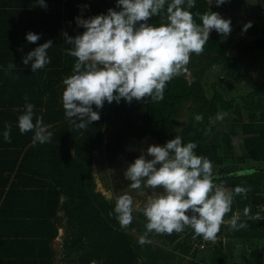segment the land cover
<instances>
[{"label":"trees","instance_id":"1","mask_svg":"<svg viewBox=\"0 0 264 264\" xmlns=\"http://www.w3.org/2000/svg\"><path fill=\"white\" fill-rule=\"evenodd\" d=\"M45 4L46 7H42L37 0H0V199L5 187L9 186L0 209L7 208L6 204L12 197L42 203L46 201L51 216H55L56 209L62 208L66 217L64 246L78 251L76 261L80 264H136L139 260L142 264H172L166 259L170 254L174 257V254L150 243H140L129 230L121 228L114 213L115 204L104 199L99 192H93L90 162L93 150L102 142L105 130H110L115 140L114 151L120 150L119 125L128 107L135 106L142 111V115L139 116V123L133 121L129 126V135L141 137L149 133L162 144L180 136L184 143H196L194 151L199 155L215 135L217 114L232 111L237 103H241L240 107L245 113L259 110L257 98L264 97V83L246 94L230 98L226 96L224 88H217L215 81L208 96L202 76L208 67L215 61L220 63L221 59L200 54L201 65L197 67L195 60H191L188 66L190 70L194 68L192 81L180 76L168 82L174 94L167 92L159 101L148 98V103L144 102L145 99H133L131 103L124 99L111 104L105 101L102 109L93 106L94 110L99 111L100 119L92 122L87 129H79L65 117L62 104L63 81L72 74L75 63V58L66 54V49L72 45L65 42L63 33L69 36L83 33L85 29L76 23V18L81 17V8L89 10L88 19L106 15L110 8L119 10L117 0H45ZM212 4L209 5V0H195V7L191 11L197 23L201 21L195 13L203 14L208 9L215 11L217 8ZM148 23L160 24L157 20ZM28 32L39 34L40 39L36 43L28 42ZM48 40L52 41V47L48 49L50 63L32 72L31 62L24 65L23 58ZM209 40L213 44L210 50L224 52L225 45L219 37L211 35ZM237 49L242 53V69L243 56L264 49V32L253 40L238 42ZM194 55L193 59L196 58ZM10 63L15 67L9 69ZM236 63L234 61V68L237 67ZM25 97L28 103L34 105V122L35 117L39 116L46 125H50L49 130L53 133L50 142L33 146L34 133L21 134L19 131L18 116L24 111ZM183 100L190 101L194 114H190L189 120L180 121L179 110ZM168 112H171L170 116L164 114ZM198 114L203 116L202 122L195 120ZM7 124L12 126L10 143L3 138ZM181 125L184 127L178 131L177 127ZM240 179H246V182L241 183ZM261 179L264 181V172L261 171L235 177L236 186H250L251 190L246 198L234 196L232 211L225 218H231L236 209H245L253 204L264 207V186H258ZM221 181L219 178L216 182ZM19 186L37 189L20 190ZM61 195L64 200L60 204ZM45 212H40L41 217ZM258 212L260 220L241 217V221L248 224L246 229L230 228L224 234L226 241L218 239L209 263L195 259L197 248L191 246L189 241L178 242L175 248L182 257L183 254H191L192 258L187 264H226V259L229 263L228 258L232 262L233 244L241 240L242 246L247 237H264V210ZM138 213L139 218L144 217ZM191 235H194L193 231Z\"/></svg>","mask_w":264,"mask_h":264},{"label":"clouds","instance_id":"2","mask_svg":"<svg viewBox=\"0 0 264 264\" xmlns=\"http://www.w3.org/2000/svg\"><path fill=\"white\" fill-rule=\"evenodd\" d=\"M226 0H215L221 6ZM46 7L45 0H37ZM213 0H209V5ZM195 0H117V8L108 9L107 14L84 19L76 18L82 34L69 36L63 33L65 42L72 45L66 54L75 58L73 72L63 81L62 104L65 117L79 129L100 119L99 111L105 101L111 104L121 99L131 103L133 99L153 101L163 99L167 83L187 70L192 54L200 55L209 40L212 30L222 36L231 33V20L208 9L197 12V23L191 11ZM166 12V19L159 25L148 23L151 16ZM252 26L249 21L244 31ZM26 39L36 43L40 35L28 32ZM48 40L30 51L23 64L31 62L32 72L50 63ZM9 64L8 68H14ZM18 116L21 134L33 132L32 144L51 141L50 125L36 116L34 105L27 102ZM216 120L223 117L217 114ZM195 120L203 121L202 115ZM11 124L3 131V138L11 142ZM194 142L184 143L180 136L168 140L164 145H150L146 159L141 153L124 171L131 183L128 191L117 195L114 213L121 226L127 228L133 213L140 212L146 218L145 232L140 243H150L149 234H172L182 232L185 227L193 230V238L202 237L215 242L225 216L232 211L234 196H244L250 186H235L229 189L213 172V163L198 155ZM162 189V191H161ZM147 190H153L151 194ZM135 192V196L132 192ZM136 197H144L142 201ZM112 213H110L111 215ZM244 216L260 220L259 214L252 215L245 207ZM232 230L246 229L247 222L241 221L240 213H234L227 221Z\"/></svg>","mask_w":264,"mask_h":264},{"label":"crops","instance_id":"3","mask_svg":"<svg viewBox=\"0 0 264 264\" xmlns=\"http://www.w3.org/2000/svg\"><path fill=\"white\" fill-rule=\"evenodd\" d=\"M244 60L245 56L242 57L243 62ZM261 62L264 60L257 61ZM262 83L264 80L261 78L258 84L247 92ZM236 95L239 94L229 96L226 92V96L230 98ZM240 106L241 103H237L232 111L220 113L223 119L216 121L217 130L210 139V145L207 144L199 153L209 160L211 158L210 161L217 164L216 166L224 168V173L239 169L264 168V97L257 98L259 109L257 112L245 113ZM217 151L222 152V155L219 154L218 157ZM253 172L255 171L248 174ZM245 182L246 179H241V183ZM263 184L264 181L261 179L258 186H264ZM8 188L9 186L5 187L4 194ZM19 189L29 191L37 187L19 186ZM2 198L0 205L4 202ZM63 200L64 197L61 195L59 203L61 204ZM45 203L46 201L42 203L12 197L6 204L8 207L0 209V264H80L76 261L78 251L74 252L73 249L64 246L66 217L63 209H56L55 216H51ZM258 205L259 208H256L258 211L264 210L263 205L252 206ZM41 211H46L43 217ZM240 241L233 245L234 257L231 264H264V237H247L243 240L242 246Z\"/></svg>","mask_w":264,"mask_h":264},{"label":"rangeland","instance_id":"4","mask_svg":"<svg viewBox=\"0 0 264 264\" xmlns=\"http://www.w3.org/2000/svg\"><path fill=\"white\" fill-rule=\"evenodd\" d=\"M212 5L216 6L217 8L214 12H218L223 18H230L231 20V33L228 36H222L215 30H212L210 33V36L215 35L220 38L221 43L225 45L224 52H226L228 57L234 58L236 56L238 42L250 41L257 38L258 36L263 35L264 0H226V2L221 6H217L215 0H213ZM79 13L82 18L86 19L87 14H89V10L81 9ZM249 21L252 22V26L249 27L246 31H244V25L247 24ZM259 59L264 60V49L262 50V52H257L255 50L254 52L245 55V60L242 64V69L240 71L239 76L236 78L237 81L234 80L231 82L227 80H222V78L220 77L221 72L219 71V66L208 67L202 76V82L206 94L209 96L212 93L211 84L215 81H217V88H224V92H227L229 96H232L237 93H246L247 90L258 84L259 79L262 78L264 80V62L257 63ZM191 60H195L197 67L202 63V59L198 56ZM188 66L189 64L187 65V70L183 72L182 75L186 76L187 80L191 81L193 77H195V74L193 72L194 68L190 70ZM192 113L193 106L189 101H184L180 109L181 115L179 117V120H189L190 114ZM139 116L140 110H137L135 106L128 107V110L123 117L122 125L119 127V133L121 136L120 146L123 148H121L122 152H118L115 157L111 155V148L114 147L115 141L111 134V131L105 130L103 133L102 142L93 150L90 159L91 175L94 186L93 192H99L104 199L109 202H113L114 204L118 194L122 193L123 191L129 190L128 185L131 183V181L125 178L124 171L126 166L125 164L123 165V163L127 161L128 157L136 159L141 155V153H143L146 159H151L152 157L147 155V148L153 144L161 146L164 145L158 140H156V138L150 135L144 136L141 139H135L134 137H126L129 124H131L134 120L138 119ZM183 127L184 125L178 126L177 130L180 131L181 129H183ZM219 154L222 155V152L217 151L216 155L218 157ZM216 165L217 164L213 163V171L219 170V166ZM234 179V177L226 178L224 183L227 184H225V186L229 189L234 188L236 186L234 183ZM124 181H127V183H124ZM113 190H115V192ZM262 191H264V189H262ZM132 194L134 196L136 195L134 191L132 192ZM136 198L140 199L144 197ZM249 207L251 208L252 215L258 212L256 208H259V205L257 207L250 205ZM237 212L240 213L241 217H245L243 214L244 209L236 210L235 213ZM137 213L138 212L133 213L132 223L126 229L129 230V232L133 234L135 238L139 241V237L142 236L145 232L146 218H137ZM230 219L231 218H225V224L221 226V229H223L220 231V235L217 236V240L215 242L205 241L203 238L194 239L191 235L193 230L189 227H185L182 232H173L170 235L156 234L153 232L149 234L148 238L150 240L151 245L159 246L167 252L174 254V257H172V255L170 254V257L166 259L167 262H170L172 264H187V261L192 258L191 254H185V256L183 254L182 257L180 251L175 248V246H177L178 242L189 241L191 246H195V248H197V255L195 259L205 263H209L212 249L216 245L218 239L226 241L224 234L230 229V226L227 223V221ZM226 260V264L232 263L229 258V263H227ZM136 264H142L141 260H139Z\"/></svg>","mask_w":264,"mask_h":264},{"label":"flooded vegetation","instance_id":"5","mask_svg":"<svg viewBox=\"0 0 264 264\" xmlns=\"http://www.w3.org/2000/svg\"><path fill=\"white\" fill-rule=\"evenodd\" d=\"M165 14H166V12H164ZM166 19V17H164V18H162V22H164V20ZM151 20H157L158 22H159V16H157L156 15V19H151ZM150 20V21H151ZM160 23V22H159ZM209 39H210V36H209ZM213 44L210 42V40H208L207 42H206V45L204 46V51H203V56H209V57H211V58H213V59H217L218 57L221 59V62L220 63H218V62H216L215 61V63H213L211 66H219L220 67V72H221V78H222V80H227V81H229V82H231V81H234L237 77H238V75L240 74V71H241V55H242V53L237 49V54H236V56L234 57V58H230V57H228L227 56V54H226V52H223V53H221V52H219L218 50H210V47L212 46ZM221 55H223V56H225V58H226V62H224V60H222V58H221ZM195 55L194 54H192V56H191V59H193V57H194ZM196 56H198V55H196ZM234 61L235 62H237L236 64H237V67L236 68H234ZM240 66V67H239ZM235 69V70H234ZM180 76H183L182 74L181 75H179V76H176V77H180ZM183 77H185L186 78V76H183ZM193 80V79H192ZM191 80V81H192ZM188 81V80H187ZM167 92H168V94L170 93V94H174L175 92H173V90L170 88V83H167V86H166V88H165V90H164V94L163 95H165V94H167ZM147 100H148V98H145V101L144 102H146V103H148L147 102ZM184 101H186V100H183L182 102H181V104H180V107H182V105H183V102ZM187 101H189V100H187ZM190 102V101H189ZM172 103V102H171ZM165 109V108H164ZM179 112H180V110H179ZM165 115H167V116H170L171 115V112H168V113H164ZM142 115V111L140 110V116ZM139 120H140V118H138ZM138 119H136V120H134V121H136V122H138L139 120ZM152 121H154V120H152ZM122 122H123V117H122ZM139 123V122H138ZM132 124V123H131ZM131 124H129V126L131 125ZM122 125V123L119 125V127ZM129 127H128V131H127V133H126V137H134L135 139H141L142 137H144V136H148V135H150V136H152L153 137V135L152 134H149V133H146L145 135H143V136H141V137H137L135 134H132V135H129L128 133H129ZM120 134V133H119ZM155 138V137H154ZM156 140H158L157 138H156ZM115 141V140H114ZM159 141V140H158ZM160 142V141H159ZM120 144H121V136H120ZM115 147H116V143H114V147L113 148H111V151H112V156L113 157H115V155L118 153V152H122V147L120 146V150H118V151H114V149H115ZM122 148V149H121ZM143 148V147H142ZM107 157V156H106ZM134 158H132V157H128V159H127V161L126 162H124L123 163V165L125 164V166H126V168L131 164V163H133L134 162ZM126 168H125V170H126ZM219 168V170L217 171H213L214 172V174H216V176H218L219 178H221V182H219V183H224V181L226 180V178H228V176H225V174H229L230 176H231V173L230 172H227V173H224V168H221V167H218ZM232 172V171H231ZM232 177V176H231ZM234 178H235V176H233ZM223 178H224V180H223ZM124 183H127V181H124ZM114 192H115V190H113ZM126 191H128V190H126ZM148 192H149V194H151V192L153 191V190H147ZM162 191V190H161ZM124 192V191H123ZM144 198H140V199H138V200H140V201H142ZM138 214L139 213H137V218H139L138 217ZM142 214V213H141ZM143 215V214H142ZM144 216V215H143Z\"/></svg>","mask_w":264,"mask_h":264},{"label":"water","instance_id":"6","mask_svg":"<svg viewBox=\"0 0 264 264\" xmlns=\"http://www.w3.org/2000/svg\"><path fill=\"white\" fill-rule=\"evenodd\" d=\"M166 17V14L164 13V11H161L160 15H159V22L162 23V18ZM151 19H156V15H153L149 18L148 22L151 20ZM221 58L222 60H226L225 56L221 55ZM252 171H263L264 172V168H248V169H239V170H236L235 172L232 171L230 172L231 173V176H235V177H240V176H243L245 174H248ZM225 176H228V177H231L228 173L225 174Z\"/></svg>","mask_w":264,"mask_h":264}]
</instances>
